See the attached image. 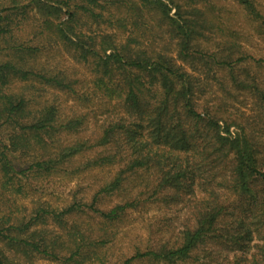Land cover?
Instances as JSON below:
<instances>
[{"label": "trees", "instance_id": "16d2710c", "mask_svg": "<svg viewBox=\"0 0 264 264\" xmlns=\"http://www.w3.org/2000/svg\"><path fill=\"white\" fill-rule=\"evenodd\" d=\"M236 1L264 39V0ZM232 14L221 0H0V264L100 260L93 233L113 240L130 213L180 203L182 229L123 264H264V55ZM208 79L257 97L254 121ZM51 179L74 183L72 201L26 209Z\"/></svg>", "mask_w": 264, "mask_h": 264}, {"label": "rangeland", "instance_id": "374dc122", "mask_svg": "<svg viewBox=\"0 0 264 264\" xmlns=\"http://www.w3.org/2000/svg\"><path fill=\"white\" fill-rule=\"evenodd\" d=\"M227 11H231L232 15L238 20L237 27L244 29L245 32L250 33V39L243 40L248 47V50L253 53L256 57L264 55V39L258 37V34L253 32L252 26L244 20L245 9L236 0H221ZM30 11H32L30 8ZM64 16L62 15L61 18ZM65 18V17H64ZM235 19V20H236ZM77 25L82 27L84 30H97L105 31L103 28L96 24H91L90 20L86 17L79 16ZM64 63L69 65H74V60L70 57L65 56ZM243 66L250 68V74L258 78V63L252 59H248L242 64ZM242 66V68H243ZM80 67V66H79ZM240 69V68H239ZM260 69V68H259ZM261 74L264 76V68L260 69ZM242 79L248 77L246 73L242 70H238ZM200 75L201 78L205 79V72H195ZM212 74V72H210ZM222 75H219L221 77ZM225 79V77H224ZM216 90V94L221 98H227L228 103L234 105V118L240 119V115L243 112L244 123L250 125V121L253 122V116H257L258 112L262 110L258 104V99L253 94L248 91H239V89L233 88L230 85L228 89L231 92L223 91L218 86V81L215 79H208ZM61 95V99L67 101V110L74 102L67 98V96ZM209 95V94H208ZM201 103L203 101L201 100ZM80 109V107H77ZM234 109H232L234 111ZM264 111V109H263ZM264 125V120L263 123ZM232 130L236 131L235 127ZM90 181L86 180L81 187L87 188L88 193H91L89 184ZM35 187V186H34ZM92 187V186H91ZM74 188V183H69L62 179H51V181L44 182L42 187L37 191L30 190V197L26 199L23 203L26 209H30L33 206L31 202L32 197H42L43 200H47L50 203H56L65 206L68 202L72 201V189ZM85 192V191H84ZM189 204V203H188ZM188 204L180 203L172 207H149L147 210L134 211L130 213L127 217L123 219L122 222H118L113 226L112 233H115L113 240L104 239L105 242L99 241L103 238H99L96 233L92 234V240L97 247V252L104 261L92 259L86 260L85 257L75 256L73 260L64 259H54L46 257L42 254H34L33 256L26 258L20 255L11 256L14 259V264H123V262L135 255L137 250L145 251L151 245L158 244L161 241L167 240L170 236L174 237L183 225L192 218L191 206ZM83 219H86L84 217ZM84 225V224H83ZM90 225L95 229L98 228L97 224L90 221ZM54 225L52 221L48 219L47 226L45 228L52 229ZM54 234H49L48 238H52ZM66 238V236H64ZM98 241V243H97ZM260 240L257 238L253 243H258ZM66 255H70L67 251L62 252ZM10 254V253H9ZM63 257V256H61ZM104 262V263H103ZM131 264H166L159 261H154L148 257L141 256L139 258L131 261ZM177 264H191L188 262H179ZM211 264H214L211 263Z\"/></svg>", "mask_w": 264, "mask_h": 264}]
</instances>
